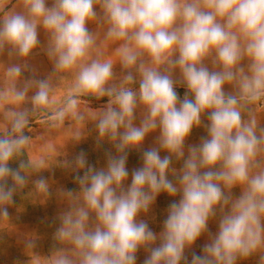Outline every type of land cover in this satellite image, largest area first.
<instances>
[{
    "label": "clouds",
    "instance_id": "obj_1",
    "mask_svg": "<svg viewBox=\"0 0 264 264\" xmlns=\"http://www.w3.org/2000/svg\"><path fill=\"white\" fill-rule=\"evenodd\" d=\"M90 23L103 28L104 43L116 45L115 60L104 56ZM41 27L48 37L42 51L53 65L44 79L30 65ZM5 54L16 62L5 66L0 101L11 97L15 105L5 108L0 131V219L9 220L8 208L30 177L49 169L25 156L31 139L25 129L53 103L59 81L70 75L73 83L53 113L56 121L83 122L82 99L107 98L92 122L97 146L107 141L116 155L106 153L103 168L89 165L83 151L58 161L75 174L78 190L56 191L67 208L46 264H136L142 248L143 264H238L253 257L264 264V123L256 114L264 103V0H23L21 9L0 16ZM177 85L186 88L183 99ZM85 127L73 142L85 137ZM199 127L207 135L186 146ZM156 131L157 146L143 151L125 187L128 152ZM31 183L44 200L51 197L47 178ZM161 193L180 199L157 235L140 216ZM217 217L211 233L209 221ZM205 234L202 254L192 252L189 260L186 251ZM25 247L31 251L35 240Z\"/></svg>",
    "mask_w": 264,
    "mask_h": 264
},
{
    "label": "rangeland",
    "instance_id": "obj_2",
    "mask_svg": "<svg viewBox=\"0 0 264 264\" xmlns=\"http://www.w3.org/2000/svg\"><path fill=\"white\" fill-rule=\"evenodd\" d=\"M49 6H51L49 4ZM23 7V0H0V16L12 11L19 10ZM99 11V9H97ZM90 31H98L99 42L102 47L101 50L106 58L115 60V47L116 45L112 42H103V28L99 27L95 23H90L88 25ZM38 38L40 40V46L38 49V54L34 55L30 60L31 68L35 71L36 78L44 79L53 71L52 62L49 60L47 55L42 51L47 45L48 37L44 29L38 28ZM10 61L7 54L0 56V88L7 87V77L5 73V66H7ZM117 74L120 73L121 69L119 64L115 66ZM24 77H30L32 75L31 71L25 72ZM178 77V73L176 74ZM72 77L70 75H65L57 84L53 95V103L47 105L42 111H39L36 115L31 118L30 126L25 129L27 135L30 136V142L25 148V156L31 159L34 163L40 164L43 161L42 167H47L49 169L42 170L39 174H34L30 177L29 184L25 187L22 192L17 193L15 197L21 198V203L19 205H14L16 207V214L24 217L25 226L22 230H17L5 235L11 238L23 239L24 247L23 254L26 259H30L32 255H36L39 261L38 263L31 262H15L14 260H7L3 256L10 254L11 248L9 246L0 244V264H46V260L43 257H48L51 255L55 247H57V242L53 238V234L59 226V214L55 215L54 220L50 223L43 222L44 215L43 211L47 212L52 204L56 206H62L64 201H62L56 194L57 189L63 188L65 190H78V185L74 180V173L70 170H66L63 167L58 166V161L64 159H73L77 154L83 151L86 155V159L89 165L96 168H103L106 166V153L111 152L116 155L115 148L111 143L105 141L101 146H97L96 143V131L94 128V123L92 122L96 114L102 107L107 103V98H102L97 100L92 97H86L81 101L80 110L85 114V121L78 122L72 119H65L63 122L56 121L53 117V113L58 107L63 103L64 97L67 95L68 90L72 86ZM138 87V85H136ZM181 99H183L186 88L177 85L175 89ZM226 90H230L229 86H226ZM15 101L10 97L6 101H0V131H2L6 126L7 122L4 119V110L9 106H14ZM30 106V105H29ZM257 118L260 122L264 123V103L257 106ZM204 123H207V118L204 117ZM140 115L139 111L137 113L136 123L139 124ZM86 125V127H85ZM85 127V137L79 142H73L74 136L77 130H83ZM159 132L150 133L144 140L142 147L139 150L132 149L128 152V159L126 163V168L129 172V177L125 182V187L131 184V173L134 169H138L142 166V154L143 151L155 147L156 137ZM207 135L206 129L204 127L194 128L191 135L186 141L187 145H198L202 137ZM166 155L165 152L161 151V156ZM11 167L16 168L18 164L13 162ZM180 162H173V167L179 168ZM40 169H38L39 171ZM83 173L81 172V175ZM38 176H43L49 180L51 185L52 195L47 200L44 197L33 190V185L31 180L38 178ZM169 179H173L170 175ZM11 183V181H9ZM240 189L234 188L233 194L238 196ZM180 199V194L175 197H171L166 193H161L157 196L154 204L151 206L147 214H141L140 219L146 220L149 228L157 235L163 230V223L167 217V212L170 204L173 201L178 202ZM34 202L35 206L31 209L29 203ZM59 204V205H58ZM13 207V206H12ZM37 214H40L39 221L35 223ZM34 222L32 223V219ZM20 220V219H18ZM34 225V227H32ZM209 231L211 233H216L218 231V217L217 219L210 220L208 224ZM4 237V234L0 238ZM29 238L35 240V247L28 251L25 247V241ZM208 242L207 234L201 236L196 243L193 245L192 249L186 251V255L189 260H191L192 252L196 254H202V247ZM160 241L157 239L156 245H159ZM48 253V254H47ZM38 254V255H37ZM148 253L142 248L137 253L136 264H143V261L147 257ZM40 256V257H39ZM255 257L248 260L239 261L238 264H256Z\"/></svg>",
    "mask_w": 264,
    "mask_h": 264
},
{
    "label": "crops",
    "instance_id": "obj_3",
    "mask_svg": "<svg viewBox=\"0 0 264 264\" xmlns=\"http://www.w3.org/2000/svg\"><path fill=\"white\" fill-rule=\"evenodd\" d=\"M20 203H21V198L14 196V204L9 206V208H8L9 220L8 219H0V236H2V234H4V237L0 238V244H2L3 246L6 245V247L9 246L11 248L10 254L3 256V254L1 253L0 257L3 256L5 259L14 260L17 263L18 262L24 263V261L31 262V263H38L39 261H37L38 259L36 258V255H34V254L32 255V257L30 259H26L27 256H25L23 254V247H24L23 239L20 240L19 238H11V237L5 235V233L17 231L19 229L22 230L25 226H27L24 224V220H23L24 215L21 214V217H19L15 212L16 207L14 205H19ZM56 203L52 204L49 207V210H47V212H45V210L43 211V215L45 217L43 222L50 223L52 220H54L55 215L58 212L66 210L67 204L65 202L63 203L62 206L60 205L58 207L56 206ZM28 205L32 209L35 206V203L30 202ZM39 218H40V214H37L36 219H35V223L37 221H39ZM18 219H20V220H18ZM31 221L33 223L34 218ZM32 227H34V225Z\"/></svg>",
    "mask_w": 264,
    "mask_h": 264
}]
</instances>
